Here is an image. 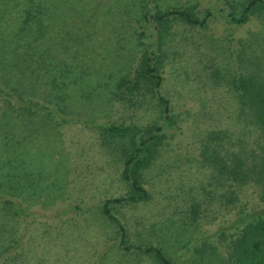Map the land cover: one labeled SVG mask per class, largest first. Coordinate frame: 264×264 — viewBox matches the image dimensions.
<instances>
[{
  "label": "rangeland",
  "instance_id": "rangeland-1",
  "mask_svg": "<svg viewBox=\"0 0 264 264\" xmlns=\"http://www.w3.org/2000/svg\"><path fill=\"white\" fill-rule=\"evenodd\" d=\"M239 2L147 0L212 12L203 25L173 19L161 37L149 20L152 44L142 45L140 0H48L37 46L55 70L68 64L71 118L53 125L39 115L25 128L11 119L10 137L0 136L2 181L24 206L22 214L0 210V264H159L141 249L148 245L170 264L237 262L245 224L236 220L264 210V132L237 86L239 77L264 86V10L230 22L227 12ZM145 46L163 55L159 93L169 124L156 92L118 84L124 75L133 81ZM108 124L163 127L142 170L148 197L111 206L123 241L102 204L129 191L122 177L129 142Z\"/></svg>",
  "mask_w": 264,
  "mask_h": 264
},
{
  "label": "trees",
  "instance_id": "trees-1",
  "mask_svg": "<svg viewBox=\"0 0 264 264\" xmlns=\"http://www.w3.org/2000/svg\"><path fill=\"white\" fill-rule=\"evenodd\" d=\"M47 2L48 0H0V101L2 103L0 136L4 139L10 137L11 130L8 124L11 119L15 120L14 123H21L18 125L25 128L26 121L39 115L43 117V121L46 120L53 125H61L71 118L65 116V113H68L66 100L69 97V91L65 90L69 85L68 64L63 62V67L55 70V66L49 61H44L47 59L43 58L45 51L37 46L46 35V25L43 20L47 10L49 11ZM140 3L141 14L137 18L139 24L136 27V34L138 42L142 45L152 44V40L147 38L145 27L149 20L155 25L161 37L173 19L193 25H203L212 12L211 7L200 8L197 4L165 7L157 4L155 7H150L147 0H140ZM237 6H240L238 11L234 6L227 12V19L230 22H243L255 11L264 10V0H240ZM160 37L157 41L158 48L161 42ZM162 57L158 49L143 47L137 65L134 67L133 81L129 83V78L124 75L120 77L118 84H126L130 90L137 89L143 84L147 85L149 90L156 92L161 103L164 104V122L169 124L171 121L169 103L159 93L162 81L160 71ZM41 67L42 70L39 69ZM31 76L34 80L30 78ZM237 86L245 93L255 120L264 132V86L244 77L238 78ZM104 129L114 135L127 136L129 142L125 149L122 168V177L128 183L129 191L124 196L105 198L102 204L105 215L119 224L123 238L121 241H123L124 227L111 212V206L119 201H138L148 197V191L141 180L142 170L158 152L163 137V127L159 124L145 127L108 124ZM259 173L264 179V159ZM3 179L4 176L0 172V210L22 214L24 206L13 192H8L9 188H6ZM262 212L263 215L261 214V217L257 219L255 213L247 212L236 220V224L244 223L245 225L236 240L238 259L235 264H264L261 249L264 239V210ZM141 249L154 256L159 264H170L169 258L158 246L148 245Z\"/></svg>",
  "mask_w": 264,
  "mask_h": 264
}]
</instances>
